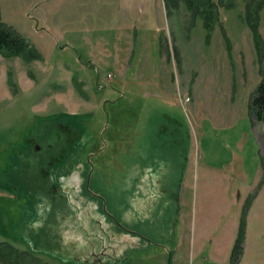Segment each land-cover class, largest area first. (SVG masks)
<instances>
[{
	"label": "rangeland",
	"instance_id": "rangeland-1",
	"mask_svg": "<svg viewBox=\"0 0 264 264\" xmlns=\"http://www.w3.org/2000/svg\"><path fill=\"white\" fill-rule=\"evenodd\" d=\"M203 1L0 0L2 20L40 53L0 54V242L49 264L234 258L233 246L198 247L177 224L190 212L198 225L226 219L216 215L226 180L197 157L198 115L217 109L246 114L256 137L237 258L264 264V122L248 109L264 63V0L260 53L243 0H213L209 21ZM138 104L147 114L136 136ZM163 113L177 120L176 143L158 132Z\"/></svg>",
	"mask_w": 264,
	"mask_h": 264
},
{
	"label": "crops",
	"instance_id": "crops-1",
	"mask_svg": "<svg viewBox=\"0 0 264 264\" xmlns=\"http://www.w3.org/2000/svg\"><path fill=\"white\" fill-rule=\"evenodd\" d=\"M147 83L148 81L145 79L143 84L146 85ZM151 83L154 84V82ZM156 83L159 86V83ZM225 93L230 95L231 88ZM148 94L154 95L152 93ZM166 98L165 102L167 104L174 105L176 100L174 94L166 95ZM179 100L184 103V99L179 98ZM133 108L137 111H133L135 135L137 136L144 133L142 121L147 114V104L134 105ZM149 110L150 107L148 106ZM163 115H165L164 117L168 119L169 123L165 122L160 116L156 123L159 124L158 132H163L167 136L165 141H169L168 144L176 143L178 135L177 120L167 113H163ZM198 116H200L198 127L200 141L197 146V157L208 177L214 174L216 178L220 176L226 180L227 187L224 191L225 207L216 214L218 217L225 216L226 219H223V224H219L216 219V222H212L211 225H206L205 221L198 225L196 214L193 216L190 212L189 219L185 221L182 216L181 219L177 220V224L184 222V226L189 225L190 235H193L189 241L196 242L198 247L211 241L215 245H224L231 250L238 235L245 194L248 193L258 178L260 170L259 149L251 127V121L246 114L243 115V112H220L215 109L214 111H208L206 114L201 115L199 113ZM173 123L175 126L172 127ZM171 151H174V149ZM172 155L175 158V154ZM176 242L178 246L183 242L181 231ZM151 259L152 264H233L231 258ZM236 264H243V258H239Z\"/></svg>",
	"mask_w": 264,
	"mask_h": 264
},
{
	"label": "trees",
	"instance_id": "trees-1",
	"mask_svg": "<svg viewBox=\"0 0 264 264\" xmlns=\"http://www.w3.org/2000/svg\"><path fill=\"white\" fill-rule=\"evenodd\" d=\"M192 3V0H188ZM199 4L201 0H198ZM221 3H228L227 0H219ZM206 5L209 8H206L202 12L205 13V20H214L216 15L215 3L213 0H205ZM244 3V20L249 27L253 43L260 53V37L258 32V14L260 8L262 7V0H243ZM201 12V13H202ZM226 42H228V39ZM228 46V44H227ZM0 54L9 57V56H20L25 59H35L40 57L39 51L15 28L2 20L0 12ZM261 79L256 85L255 89L251 93L249 101V114L252 120L256 119L264 122V63H261ZM249 201L247 202V205ZM246 207L242 210V216L239 223V230L237 238L234 242L232 248V263L236 264L238 259V253L241 249V243L244 235L245 227V214L247 210ZM0 262L2 264H49L47 262L41 261L33 253L26 250H19L13 245L7 242H0Z\"/></svg>",
	"mask_w": 264,
	"mask_h": 264
}]
</instances>
